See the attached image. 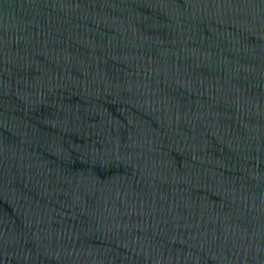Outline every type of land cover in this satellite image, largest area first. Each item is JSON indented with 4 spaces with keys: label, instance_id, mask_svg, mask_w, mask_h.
Returning a JSON list of instances; mask_svg holds the SVG:
<instances>
[{
    "label": "water",
    "instance_id": "water-1",
    "mask_svg": "<svg viewBox=\"0 0 264 264\" xmlns=\"http://www.w3.org/2000/svg\"><path fill=\"white\" fill-rule=\"evenodd\" d=\"M0 264H264V0H0Z\"/></svg>",
    "mask_w": 264,
    "mask_h": 264
}]
</instances>
